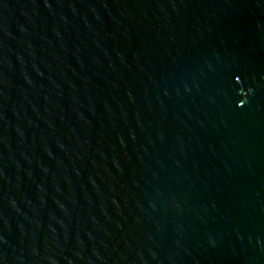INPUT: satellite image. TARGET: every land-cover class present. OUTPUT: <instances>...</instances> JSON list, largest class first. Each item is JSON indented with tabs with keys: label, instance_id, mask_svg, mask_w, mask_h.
<instances>
[{
	"label": "water",
	"instance_id": "95a60500",
	"mask_svg": "<svg viewBox=\"0 0 264 264\" xmlns=\"http://www.w3.org/2000/svg\"><path fill=\"white\" fill-rule=\"evenodd\" d=\"M0 264H264V0H0Z\"/></svg>",
	"mask_w": 264,
	"mask_h": 264
}]
</instances>
